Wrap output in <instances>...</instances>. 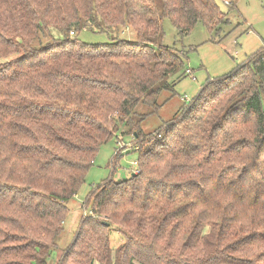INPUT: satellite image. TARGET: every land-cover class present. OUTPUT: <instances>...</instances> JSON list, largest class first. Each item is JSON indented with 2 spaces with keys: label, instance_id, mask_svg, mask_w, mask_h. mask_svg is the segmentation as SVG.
I'll list each match as a JSON object with an SVG mask.
<instances>
[{
  "label": "trees",
  "instance_id": "16d2710c",
  "mask_svg": "<svg viewBox=\"0 0 264 264\" xmlns=\"http://www.w3.org/2000/svg\"><path fill=\"white\" fill-rule=\"evenodd\" d=\"M227 15L217 0H0V264H52L69 201L124 126L139 172L93 188L60 264H264V46L156 132L135 120L185 75L155 40L163 19L219 32ZM89 27L136 39L69 34Z\"/></svg>",
  "mask_w": 264,
  "mask_h": 264
},
{
  "label": "rangeland",
  "instance_id": "374dc122",
  "mask_svg": "<svg viewBox=\"0 0 264 264\" xmlns=\"http://www.w3.org/2000/svg\"><path fill=\"white\" fill-rule=\"evenodd\" d=\"M217 1L229 19V23L220 26L219 32L210 31L204 24L198 23L191 32L182 33L169 18L163 19V33L155 40L185 54V75L171 77L172 80L177 79L174 89L161 93L157 109L146 104L137 107L135 120L145 134L154 133L173 120L208 83L231 75L240 64L264 46V0H240L231 10L224 4L226 0ZM69 34L80 41L103 46L119 38L130 41L136 39L134 32L122 28L118 32L116 29L89 27ZM59 35L55 31L54 36ZM42 40V43H46L49 39L44 37ZM34 45H38V42ZM136 144L132 132L124 126L114 138L100 146L86 173L85 182L68 203L69 215L63 222L64 231L57 240L58 247L53 252L52 264H60L64 251L75 242L81 221L94 215V199L88 201L93 188L110 178L124 180L139 172L134 164L137 162ZM109 239L115 251L126 240L119 226L111 227Z\"/></svg>",
  "mask_w": 264,
  "mask_h": 264
},
{
  "label": "built area",
  "instance_id": "2783aa9c",
  "mask_svg": "<svg viewBox=\"0 0 264 264\" xmlns=\"http://www.w3.org/2000/svg\"><path fill=\"white\" fill-rule=\"evenodd\" d=\"M226 3H227V2H226ZM71 33L73 34L74 32H73V31H71ZM188 71H189L188 73H191V71H190V70H188ZM134 164H135L136 166L138 165V164H137V162H135ZM134 171H135V172H136V171L138 172V170H137V169H135Z\"/></svg>",
  "mask_w": 264,
  "mask_h": 264
},
{
  "label": "water",
  "instance_id": "95a60500",
  "mask_svg": "<svg viewBox=\"0 0 264 264\" xmlns=\"http://www.w3.org/2000/svg\"><path fill=\"white\" fill-rule=\"evenodd\" d=\"M136 174V173H135Z\"/></svg>",
  "mask_w": 264,
  "mask_h": 264
}]
</instances>
